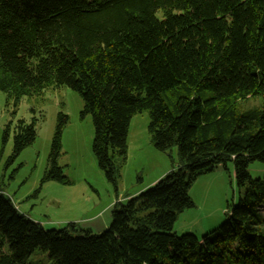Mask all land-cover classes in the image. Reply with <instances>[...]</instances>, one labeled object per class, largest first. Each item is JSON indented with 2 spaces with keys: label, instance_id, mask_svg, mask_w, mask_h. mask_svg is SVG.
<instances>
[{
  "label": "trees",
  "instance_id": "obj_1",
  "mask_svg": "<svg viewBox=\"0 0 264 264\" xmlns=\"http://www.w3.org/2000/svg\"><path fill=\"white\" fill-rule=\"evenodd\" d=\"M65 87L92 116L110 182L145 111L151 143L177 147L178 169L116 203L100 235L46 230L0 187V264H26L36 250L54 264H264V178L249 171L264 164V0H0V91L17 107ZM67 119L59 114L45 180L69 183L58 164ZM36 139V119L18 121L15 154ZM230 161L243 195L227 221L202 239L177 236L193 182Z\"/></svg>",
  "mask_w": 264,
  "mask_h": 264
},
{
  "label": "rangeland",
  "instance_id": "obj_2",
  "mask_svg": "<svg viewBox=\"0 0 264 264\" xmlns=\"http://www.w3.org/2000/svg\"><path fill=\"white\" fill-rule=\"evenodd\" d=\"M261 104L262 97L240 103L243 108ZM83 109L81 95L66 87L46 90L40 97H24L17 107L0 91V187L20 212L41 223L46 230L63 229L72 223L77 226L75 235L83 234L84 230L100 235L111 226L116 203L125 204L146 192L161 179L158 177L163 171L178 169V149L157 150L148 131V111L135 115L128 133L127 162L120 168L117 182L112 183L93 153V119L91 115L83 117ZM60 113L68 119L62 132L58 164L69 183L45 180ZM34 119L36 141L15 154L18 121L30 123ZM249 171L254 178H264V164L260 162L251 163ZM141 188H144L142 192L131 196ZM241 195L233 161L226 166L218 165L193 182L190 196L195 204L178 215L174 233L193 234L202 239L227 221L230 206L239 204ZM26 264L54 263L36 250Z\"/></svg>",
  "mask_w": 264,
  "mask_h": 264
},
{
  "label": "crops",
  "instance_id": "obj_3",
  "mask_svg": "<svg viewBox=\"0 0 264 264\" xmlns=\"http://www.w3.org/2000/svg\"><path fill=\"white\" fill-rule=\"evenodd\" d=\"M167 171H163V173L158 177V179L159 178H162L163 176H165L167 173H166ZM144 190V188H141V189H138L134 194H132L131 196H134V195H137L138 193H140V192H142ZM20 210V209H19Z\"/></svg>",
  "mask_w": 264,
  "mask_h": 264
}]
</instances>
